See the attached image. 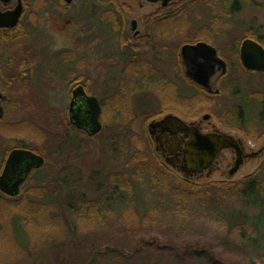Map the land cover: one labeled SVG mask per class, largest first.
<instances>
[{"label": "rangeland", "instance_id": "374dc122", "mask_svg": "<svg viewBox=\"0 0 264 264\" xmlns=\"http://www.w3.org/2000/svg\"><path fill=\"white\" fill-rule=\"evenodd\" d=\"M104 1L89 0L87 5L74 8L63 16L62 20H71L72 27H50L49 17L43 12L38 27L34 28L27 25L26 16L22 21L24 35L15 31L11 43H0V78L6 82L11 76L14 78L6 94L7 100L2 104L5 116L0 120V175L6 159L3 157L14 147L36 151L45 159V165L39 169L42 171L30 176L17 197L0 192V234L6 246H11L10 252L4 251L7 254L0 256V264H85V259L89 261L95 253L100 256L98 264H246L247 252L234 245L232 240L235 241L233 238L237 236H233L227 221L230 209L243 208L233 191L229 196L216 198L217 187L210 192L209 200H176L171 194L157 191L148 182L136 179L139 172L134 165H127L133 156L142 153L146 158L143 167L149 164L164 168L155 156L147 133L149 122L169 112L184 116L185 107L180 113L173 111L170 105H166L170 101L169 93L157 86L148 87L141 94L134 93L133 106L127 104L131 102L129 92L136 83L134 78L138 77L135 69L141 75L149 68L160 67L183 92L180 58L175 56L172 47L180 51L205 27L214 29L204 37L209 35L216 47H222L227 41H240L248 30L264 36V8L245 5L241 11L230 13L229 9L214 12L205 5H196L184 13L182 19L178 18V24L165 38L168 48L161 52L156 50L161 57L155 59L151 51L137 50L141 41L133 38L131 22L136 21L137 30L145 36L148 18L158 12L159 6L144 0H114L117 11L123 15L118 17L121 30H115L113 23L103 22L100 18L107 9L114 7L113 1ZM180 2L174 0L169 5ZM215 20L218 28H212ZM18 36L21 37L16 40ZM62 51H73L75 56L71 61H63L59 57ZM24 58L35 60L33 69H30L32 66L19 67ZM144 64L149 65L147 70L143 68ZM22 72L27 74L19 77ZM80 86L90 87L89 94L101 103L105 102L108 111L111 108L120 110L129 128L122 138L124 159L117 156V146L110 141V132L104 130L102 120V131L89 138L91 146L87 149L78 150L76 143H69L61 148L60 153L57 152L58 143L68 133L65 119H68L72 91ZM258 88L264 90V81L254 85V89ZM251 103L256 101L251 100ZM193 104L201 107L197 100ZM259 106L253 104L251 110L258 114ZM158 112L161 113L156 115ZM108 115L109 120L111 112ZM21 122L33 127L16 128L15 125ZM251 123L255 124L249 121V128ZM262 139L254 140L256 149L263 146ZM263 163L264 158L250 162L232 179L216 175L189 182L175 174L170 175L180 178V183L188 191L198 193L202 188L207 192L206 187L211 183L226 187L239 183L256 173ZM125 172L127 178L124 181L129 190L107 196L106 216L96 218L94 210L92 216L85 215L82 206L78 207V201L100 200L116 190L109 175ZM46 200L65 204L68 209L62 214L76 231L71 245L50 244L53 237L59 239L67 233L62 217L55 218L61 212L54 206L48 210L52 221L47 218L46 224L42 222L41 215L48 217V213L36 208ZM13 216L21 219L20 227L28 236L27 246L21 247L14 241ZM135 251L138 253L133 255ZM198 251H204L213 262L205 258L197 260L192 254ZM110 252L119 254L122 259L106 257L105 254Z\"/></svg>", "mask_w": 264, "mask_h": 264}, {"label": "flooded vegetation", "instance_id": "af4514ba", "mask_svg": "<svg viewBox=\"0 0 264 264\" xmlns=\"http://www.w3.org/2000/svg\"><path fill=\"white\" fill-rule=\"evenodd\" d=\"M96 1L99 3L100 1L102 3L105 2L104 0ZM88 3L89 0H71L70 3H67V0H9L6 3L5 1H0L1 14L12 13L18 6L22 7V15L16 27L0 28V43L5 45L11 43L12 38H14L12 34L15 31H19L24 35L25 25L22 24V21L26 16L27 25L37 28L39 24L38 19L43 12L47 13L49 17L48 24H50V27H72L74 25L70 23L71 20L68 21L67 19L65 21L62 20V17L67 16L74 8L83 7ZM103 5L108 6L107 4ZM157 5L159 9H166L169 6L162 7V3H158ZM109 13L110 11L107 9L100 18L102 19L103 16ZM78 27L79 25L76 28ZM136 33H138L137 36ZM20 37L18 36L16 40H19ZM142 37L144 36L140 35L136 27L133 38L141 39ZM249 40L256 42L264 48L260 42L253 39ZM244 41H227L224 42L222 47H216L212 42H204L217 51L218 58L224 62L225 66L215 63L214 59L213 61L211 60L212 58H198V65H193L191 61L184 64L180 49V62L184 76L182 77V90L185 97V115L180 116L177 113L169 112L163 117H157L149 122V125L153 126L151 132L148 130L147 133H149L155 156L169 173L175 174L185 181H201L216 175L222 177V179H232L233 176L237 175L250 162L264 158V90H259V88L254 89L256 83L264 81V72L249 71L242 65L240 54ZM122 42L127 43L125 40H122ZM199 42L185 45H195ZM150 51L154 56L158 54L155 51ZM34 64L35 60L33 58H24L19 67L25 69L27 66H32L30 69H33ZM0 70L2 69L0 68ZM206 73H213L207 87L197 84L190 77L191 75L203 76ZM26 74L27 72L25 74L24 72L19 73V77L21 75L23 77ZM13 79L11 76L6 82L0 78V107L4 111V116L5 109L2 104L7 100L6 94L12 85ZM257 79L259 81L254 82ZM4 83L6 84L4 85ZM84 91L87 96L94 97L85 88ZM196 100L198 101L197 105L200 103L201 107L194 106L193 101ZM251 100L252 102L256 101V103H251ZM99 103L102 108L100 101ZM253 104H260L258 114H255L251 110ZM69 110L68 119L70 124ZM167 116L179 118L184 125L175 120L169 124H162L161 122ZM251 120L255 124L251 123L252 127L249 128L247 123ZM71 126L77 130L76 127ZM252 128L255 130L254 135ZM77 131L83 132L84 135L86 134L85 131ZM261 137L263 138V146L256 149L254 143ZM200 139L210 140L211 145L202 146L199 143ZM220 139H223L224 142H221ZM14 150L29 151L30 149L14 147L6 155L4 154L5 157L3 158L7 160L10 153ZM30 151L32 152L33 150ZM33 152L39 155L36 151ZM5 163L6 161L3 168ZM38 171L39 169L33 170L27 180H29L33 173Z\"/></svg>", "mask_w": 264, "mask_h": 264}, {"label": "trees", "instance_id": "16d2710c", "mask_svg": "<svg viewBox=\"0 0 264 264\" xmlns=\"http://www.w3.org/2000/svg\"><path fill=\"white\" fill-rule=\"evenodd\" d=\"M110 1V0H107ZM113 1L114 7L115 3L114 0H111L110 3ZM196 5H205L207 7H210L214 12H221L222 10L225 11L226 9L230 10V13L232 12H239L243 9L245 5L253 6V7H261L264 8V0H181V2L178 5H169L166 9H160L155 14L151 15L148 18V29H146L147 34L140 39L141 41V47H139L138 51H149L152 50L153 52L156 50H159L160 52L163 50H166L168 46H165V44L168 42L166 41L168 38L171 29L174 28V25L178 24V18H181L184 16V13L187 14V11L190 10L192 7ZM112 8L110 13L108 15H105L102 17L103 21L111 22L114 24L115 29L121 30V25L119 23V15H121L116 7ZM118 12V13H117ZM123 15H121L122 17ZM124 18V17H123ZM212 28H218L216 25V20L214 23L212 22ZM214 31V29L210 30L208 27H205L203 30L198 31V35L194 36V38L189 40V44L196 43L199 41H206V42H212V40H209V35ZM209 33L208 37L207 34ZM243 39L240 41L246 40V39H253L258 42H260L264 46V36L261 35L259 32H254L253 30H248L244 33ZM203 36V37H202ZM203 38V39H202ZM201 39V40H200ZM170 47V46H169ZM175 51V56L179 59V49L172 47ZM75 56V53L73 51H62L59 55V57L62 58V60H70L73 59L72 57ZM158 59L161 57V54L155 55ZM180 62V61H179ZM146 63V62H145ZM181 63V62H180ZM147 66L149 65H143V68L147 70ZM153 67V66H152ZM151 67V68H152ZM142 68V70H143ZM134 72V71H133ZM136 75L138 77L134 78L136 83L133 85V90L131 89V92H129V97L131 98V102H128V107L133 106L132 100L134 93L135 94H141L143 93V90L145 91L146 88H153L157 86L159 90H165L167 93H169L168 99L170 100L166 105H170L172 110L175 112H181L182 109L185 107V97L183 95V92L180 91L178 86L175 83H172V81L169 79L167 73L162 68H149V71H145V73H141L135 69ZM88 93H90V87L85 86L84 87ZM129 98V100H130ZM131 103V104H130ZM102 105V114H101V120L104 125V130L108 129V132H110V141L114 142V144L117 146L116 153L119 158L124 159V156L126 157L125 153L123 152V135L128 132V126L125 124V120H123V116L121 115L120 110H116L111 108L110 111L107 109V105H105V102L101 103ZM136 106V105H134ZM138 107V106H137ZM171 110V109H170ZM171 110V111H172ZM111 112V118L108 120V114ZM161 112L156 113V115H159ZM106 121H108L106 123ZM65 122L67 123L66 127L68 128V133L66 136H63V139L58 143V150L57 152L60 153V150L62 147L65 148V146L69 143L77 145V149H87L90 144L89 137L83 132H79L75 130L70 124L68 119H65ZM2 123V122H0ZM15 125L16 128L18 127H33V125L26 124L25 126L23 123ZM130 132V130H129ZM60 137V136H59ZM58 137V138H59ZM108 139V140H109ZM122 143V145H120ZM60 146V147H59ZM56 152V153H57ZM146 158L145 156L140 153L133 156V158L128 161L129 166L134 165L136 168V171L139 173L135 175L137 177L136 179H141L146 182L157 191H164L167 192L169 195L171 194L174 199H183V201L187 202H194L197 199H204L209 200L210 199V192L219 187V190L215 193L216 198H222L221 196H229L232 191L234 194L238 196V201L243 205V208L240 210L230 209L228 211L227 215V221L229 224L230 229L233 232L234 237L232 240L234 245H236L238 248L243 249L245 252H247V255L249 259H247L246 264H264V163L259 167L256 173L253 175H250L246 178H244L239 183L230 185L228 187L224 185H218V184H212L206 187L207 192H203L202 188H199V192H191L186 190L184 186L180 183L182 180L176 176L170 175V173L165 170L164 168H158L155 165H149L143 167V164H145ZM167 173V175L163 174L162 170ZM42 171V170H41ZM40 170L38 172H41ZM124 178H127L126 172L125 173H111L109 175V180L114 185L115 189L103 196L100 200L96 201H89V200H81L78 201V207L85 211V215L90 214L92 216L91 211L94 210L96 218H102L106 216V213L108 212L105 208V204H107L109 201H107L108 197L110 195L114 194H122L126 193L129 189L127 188V182H125ZM231 187V188H229ZM123 197V195H121ZM109 204V203H108ZM65 204H55L51 201H47L43 204L41 207L36 208L37 209H43L44 213H48V217L41 215L42 222L46 224V219H50L52 221V217L49 215L50 211L49 208L53 206L57 208L59 212H61V215L58 217H55L57 220L63 219L64 228L67 233V235L61 237L58 239V237H53L51 239L50 244H58L61 246L71 245L74 241V234L76 231L68 224V222L65 220V214H62V211L68 210L65 206ZM97 206V207H96ZM78 208V209H79ZM36 210H33L36 211ZM71 210V209H70ZM68 213V211H67ZM65 217V218H64ZM20 218L17 216H13V219L11 218L12 228H13V238L16 243H18L21 247L27 246L28 244V236L25 234V232L20 227ZM49 220V221H50ZM1 232V231H0ZM4 238L0 234V251H3L1 255H5L8 252H10L9 247L6 246V244L3 242ZM8 242V241H7ZM5 244V245H4ZM11 244V243H8ZM146 246H144L145 248ZM9 249V250H8ZM4 251H7L4 252ZM199 253L195 252L192 255L197 258V260L201 261L203 258H205L208 262H213L210 257H208L207 254L204 253V251H198ZM135 253H138V251L133 252V255ZM106 257H114L116 259H122L119 254H112L107 253L105 254ZM94 258H91L88 261V258L85 259V264H98L99 257L95 253L93 255ZM207 257V258H206ZM97 259V260H96ZM223 264L222 262H220ZM214 264H219L218 262H214Z\"/></svg>", "mask_w": 264, "mask_h": 264}, {"label": "water", "instance_id": "95a60500", "mask_svg": "<svg viewBox=\"0 0 264 264\" xmlns=\"http://www.w3.org/2000/svg\"><path fill=\"white\" fill-rule=\"evenodd\" d=\"M5 1L9 0H0ZM147 3L158 4L162 3V7H167L174 0H144ZM71 0H67L70 3ZM22 15V7L18 6L15 11L8 14L0 13V28H14L17 26L20 16ZM132 31H136L137 22L131 23ZM138 33H136V36ZM241 62L245 69L249 71L264 72V48L252 40H245L241 47ZM181 58L183 63L191 61L193 65H198V58H212L215 63L224 64L217 56V51L210 45L204 42H199L195 45H184L181 48ZM213 73L201 75H191L193 81L197 84L207 87L210 77ZM70 124L77 128V130L85 131L89 138L96 137L103 127L100 122L102 108L96 97H89L86 95L82 86L77 87L72 94V101L70 103ZM4 118V111L0 107V120ZM178 121L180 124L184 123L179 118L174 116H167L161 122L162 124H169L172 121ZM153 125H149V131ZM224 142L223 139H220ZM199 143L202 146H210V140L200 139ZM220 147V146H219ZM219 149V148H218ZM217 149V150H218ZM5 166L0 175V192L8 197H17L20 193L21 187L28 179L33 170L41 169L45 165V159L28 150H14L10 153Z\"/></svg>", "mask_w": 264, "mask_h": 264}]
</instances>
